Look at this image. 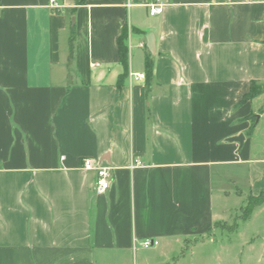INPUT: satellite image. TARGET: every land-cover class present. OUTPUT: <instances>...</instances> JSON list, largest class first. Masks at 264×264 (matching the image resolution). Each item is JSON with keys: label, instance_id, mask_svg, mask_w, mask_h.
<instances>
[{"label": "crops", "instance_id": "0c3cea01", "mask_svg": "<svg viewBox=\"0 0 264 264\" xmlns=\"http://www.w3.org/2000/svg\"><path fill=\"white\" fill-rule=\"evenodd\" d=\"M147 53L149 92L132 77ZM252 82L264 0H0V264H194L239 197L264 192V95L241 104ZM84 159L110 170L106 193Z\"/></svg>", "mask_w": 264, "mask_h": 264}, {"label": "rangeland", "instance_id": "374dc122", "mask_svg": "<svg viewBox=\"0 0 264 264\" xmlns=\"http://www.w3.org/2000/svg\"><path fill=\"white\" fill-rule=\"evenodd\" d=\"M264 128V119L261 122ZM252 196H241L233 204L225 221L214 231L215 244L199 245L185 262L194 264H264V205L252 215V219L242 221L248 200ZM191 240L188 244L198 243L208 238ZM231 241V243H229ZM252 242L254 244H252ZM231 246L230 252L220 251V248Z\"/></svg>", "mask_w": 264, "mask_h": 264}, {"label": "trees", "instance_id": "16d2710c", "mask_svg": "<svg viewBox=\"0 0 264 264\" xmlns=\"http://www.w3.org/2000/svg\"><path fill=\"white\" fill-rule=\"evenodd\" d=\"M75 40H76V31L73 27L71 30V36L69 38V55H68V85L71 86L73 84V76H72V68L74 64L75 58ZM128 41V30L125 29L121 36L117 40L118 45V52H119V61L123 67V73L119 76L117 86L122 87L125 81L129 78V49L127 45ZM145 85L147 88V92L150 91L153 81H154V65L153 61L151 60L150 54L147 53L146 55V62H145ZM264 95V83L252 82L250 91L247 95H245L241 101L242 103H247L249 101L254 100L255 98ZM255 116H250L248 119L251 121L252 124L248 131V134H251L256 126L255 124ZM264 205V192L258 196H252L251 199L248 200V205L245 209V214L242 218V221H247L253 215V213L260 207Z\"/></svg>", "mask_w": 264, "mask_h": 264}, {"label": "built area", "instance_id": "2783aa9c", "mask_svg": "<svg viewBox=\"0 0 264 264\" xmlns=\"http://www.w3.org/2000/svg\"><path fill=\"white\" fill-rule=\"evenodd\" d=\"M49 6L52 10H58L59 9V0H49ZM149 14L151 16H159L163 12V8L161 5L157 4H150L148 5ZM93 66H98L93 65ZM132 77L135 78V80H145L144 74H135L132 75ZM142 165L139 160H135L134 166ZM83 170L87 172H94L96 175V181H95V193L98 195L106 193L110 187L112 182V175L110 170L100 167L93 159H84L82 162ZM159 246V242L156 240H145L142 242V247L144 249H151L154 247Z\"/></svg>", "mask_w": 264, "mask_h": 264}, {"label": "water", "instance_id": "95a60500", "mask_svg": "<svg viewBox=\"0 0 264 264\" xmlns=\"http://www.w3.org/2000/svg\"><path fill=\"white\" fill-rule=\"evenodd\" d=\"M147 48L152 55H155V37L153 35L147 36ZM232 141L238 142L242 145L244 142V136L233 138Z\"/></svg>", "mask_w": 264, "mask_h": 264}]
</instances>
